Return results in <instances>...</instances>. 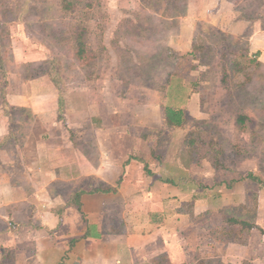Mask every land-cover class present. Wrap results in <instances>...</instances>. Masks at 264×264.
Here are the masks:
<instances>
[{
    "label": "crops",
    "instance_id": "1",
    "mask_svg": "<svg viewBox=\"0 0 264 264\" xmlns=\"http://www.w3.org/2000/svg\"><path fill=\"white\" fill-rule=\"evenodd\" d=\"M198 2L188 1L189 14L168 43L178 55L192 53L196 27L210 26L247 36L250 53L264 65L263 16L245 15L239 0ZM201 10L217 13L202 17ZM11 28L10 54H2L11 60L6 66L0 61L7 76L0 102L2 262L9 254L16 264H264L260 225V231L248 230L250 237L247 232L231 237L226 230L220 244L214 226L201 236L199 223L216 215L217 197L200 193L182 166L152 161L148 130L157 118L143 114L149 102L142 104V114L133 115L139 129L121 130L122 117L100 80L62 88L48 72L38 71L51 56L45 59L42 46L30 47L26 33L19 40ZM199 90L195 80L174 75L160 105L202 118ZM104 96L112 99L108 112ZM184 134L175 130L173 141ZM227 189L232 192H222L219 211L244 199Z\"/></svg>",
    "mask_w": 264,
    "mask_h": 264
},
{
    "label": "rangeland",
    "instance_id": "2",
    "mask_svg": "<svg viewBox=\"0 0 264 264\" xmlns=\"http://www.w3.org/2000/svg\"><path fill=\"white\" fill-rule=\"evenodd\" d=\"M188 1L0 0V61L6 66L5 61L11 60L2 54H10L13 26L19 40V34L25 32L27 45L42 46L45 59L51 56L38 71L51 74L62 88L67 82L93 84L100 80L122 117L121 130V126L127 131L139 129L133 115L142 114V104L149 102L151 107L143 114L157 118L148 130L152 161L165 160L172 169L182 166L189 180L195 177L200 193L217 197L216 215L204 217L199 226L204 237L214 226V238L220 244L226 230L231 237L243 232L251 236V230L226 226L227 219L254 224L257 228L253 230L260 231L258 225L264 228V188L248 179L252 173L264 180V65L258 64L255 53L246 55L247 36H225L215 28L202 33L203 26L196 27V40L202 36L197 45L203 50L194 59L190 54L178 55L168 43L179 34L181 21L189 14ZM197 1L201 6V0ZM240 2L245 15H261L264 24V0ZM201 12L202 17L217 13ZM256 28L261 29L260 23ZM21 47L18 42V49ZM79 49L84 52L82 58ZM21 71L15 74L18 79ZM4 74L0 71V102L7 80ZM174 75L195 80L202 98L197 107L202 118L188 116L185 134L176 142L175 130L164 124V106L160 105ZM103 99V112H108L112 99ZM239 117L246 119L244 124L238 125ZM227 186L244 199L219 211L222 192H232ZM5 255L0 264H16L14 256Z\"/></svg>",
    "mask_w": 264,
    "mask_h": 264
},
{
    "label": "trees",
    "instance_id": "3",
    "mask_svg": "<svg viewBox=\"0 0 264 264\" xmlns=\"http://www.w3.org/2000/svg\"><path fill=\"white\" fill-rule=\"evenodd\" d=\"M205 30L208 31V30H215V29H212V27H209V26H203L201 28V32L202 33H205ZM222 35H225L224 33L220 32ZM202 36H199L198 37V40L201 38ZM198 40H195L194 42V45H193V50H192V53L190 54L193 59L196 58V53L197 51H201L203 50V47H199L197 45V42ZM242 41V40H241ZM82 43V41H81ZM247 53L246 55L250 54V48H249V45L247 44ZM84 52L82 49H79L78 51V56L80 58H82ZM258 56L259 55H254V57L256 58V60H258ZM259 65L263 66L262 63H260L259 61H257ZM49 74V73H48ZM51 77L52 75L49 74ZM52 79L54 80V78L52 77ZM55 81V80H54ZM171 81V79H170ZM170 84V82H169ZM198 85V84H197ZM168 85L165 87V91L167 89ZM189 115L184 111V110H181V109H176V108H172V107H163V117H164V124L169 128V129H173V130H183L185 124L187 123V117ZM245 118L243 117H239L238 119V125H241V124H244L245 122ZM248 179L252 180L253 182L257 183L261 188H264V180L258 178L257 176H255L254 174H249L248 175ZM80 197V195L77 196V201H74L75 203L78 202V198ZM73 202V201H71ZM78 207H80V203H77ZM227 223L231 226H241L243 229H246V230H253L256 227V225L254 224H250L246 221H239V220H236L235 218H232V219H228L227 220ZM264 233V231H262Z\"/></svg>",
    "mask_w": 264,
    "mask_h": 264
}]
</instances>
